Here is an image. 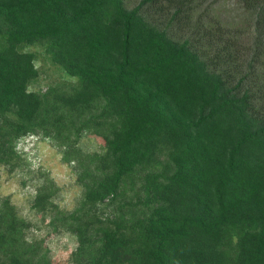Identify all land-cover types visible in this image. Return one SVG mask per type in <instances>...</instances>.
<instances>
[{
    "label": "trees",
    "instance_id": "1",
    "mask_svg": "<svg viewBox=\"0 0 264 264\" xmlns=\"http://www.w3.org/2000/svg\"><path fill=\"white\" fill-rule=\"evenodd\" d=\"M206 1L0 0V164L29 135L74 164L72 211L48 179L32 205L76 235L73 264H264V0H238L240 27ZM37 42L77 85L30 89ZM29 226L4 198L0 264H56Z\"/></svg>",
    "mask_w": 264,
    "mask_h": 264
},
{
    "label": "rangeland",
    "instance_id": "2",
    "mask_svg": "<svg viewBox=\"0 0 264 264\" xmlns=\"http://www.w3.org/2000/svg\"><path fill=\"white\" fill-rule=\"evenodd\" d=\"M140 0H130L135 5ZM213 4L217 17L231 26H245L249 16L238 0H207L205 5ZM25 51L36 55L39 76L31 82L30 89L46 90L50 86H60L70 90L78 84V79L68 75L59 65L51 60L45 42L26 44ZM85 152L103 151V140L94 133H85L78 142ZM20 154L14 165L0 164V209L4 198H9L17 209L19 217L26 219L30 226L26 230V238L30 241L41 240L43 249H48L56 264H73L72 252L78 245L76 235L66 228L53 223V211H38L33 208L34 198L39 186L45 180H51L57 186L53 201L60 209L72 211L80 202L82 188L77 181V171L73 163L63 159V149L52 140L41 136H26L19 145ZM103 216L115 214L110 202L100 205ZM23 248H31L25 243Z\"/></svg>",
    "mask_w": 264,
    "mask_h": 264
}]
</instances>
